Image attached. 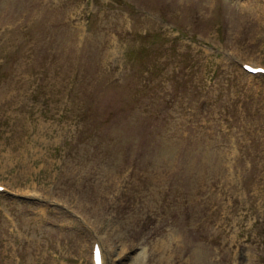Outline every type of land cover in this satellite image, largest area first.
Segmentation results:
<instances>
[{
  "label": "rangeland",
  "instance_id": "374dc122",
  "mask_svg": "<svg viewBox=\"0 0 264 264\" xmlns=\"http://www.w3.org/2000/svg\"><path fill=\"white\" fill-rule=\"evenodd\" d=\"M243 61L264 0H0V264H264Z\"/></svg>",
  "mask_w": 264,
  "mask_h": 264
},
{
  "label": "bare ground",
  "instance_id": "6f19581e",
  "mask_svg": "<svg viewBox=\"0 0 264 264\" xmlns=\"http://www.w3.org/2000/svg\"><path fill=\"white\" fill-rule=\"evenodd\" d=\"M140 255H137V258L139 257ZM136 258V259H137ZM144 260H136L135 261V264H143Z\"/></svg>",
  "mask_w": 264,
  "mask_h": 264
},
{
  "label": "trees",
  "instance_id": "16d2710c",
  "mask_svg": "<svg viewBox=\"0 0 264 264\" xmlns=\"http://www.w3.org/2000/svg\"><path fill=\"white\" fill-rule=\"evenodd\" d=\"M90 114H88V116H89Z\"/></svg>",
  "mask_w": 264,
  "mask_h": 264
}]
</instances>
